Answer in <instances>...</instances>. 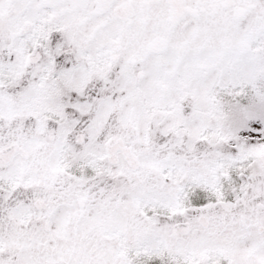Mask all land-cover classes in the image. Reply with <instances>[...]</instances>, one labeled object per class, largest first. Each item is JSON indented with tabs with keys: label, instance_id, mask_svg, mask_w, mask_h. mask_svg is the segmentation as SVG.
Here are the masks:
<instances>
[{
	"label": "snow or ice",
	"instance_id": "6c2138e0",
	"mask_svg": "<svg viewBox=\"0 0 264 264\" xmlns=\"http://www.w3.org/2000/svg\"><path fill=\"white\" fill-rule=\"evenodd\" d=\"M0 264H264V0H0Z\"/></svg>",
	"mask_w": 264,
	"mask_h": 264
}]
</instances>
